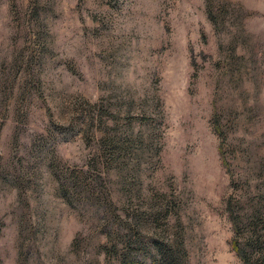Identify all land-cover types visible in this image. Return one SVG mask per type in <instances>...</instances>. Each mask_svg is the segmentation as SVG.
I'll list each match as a JSON object with an SVG mask.
<instances>
[{
  "label": "rangeland",
  "instance_id": "rangeland-1",
  "mask_svg": "<svg viewBox=\"0 0 264 264\" xmlns=\"http://www.w3.org/2000/svg\"><path fill=\"white\" fill-rule=\"evenodd\" d=\"M213 102L264 183V0H0V264H240ZM100 136L140 139L119 178Z\"/></svg>",
  "mask_w": 264,
  "mask_h": 264
},
{
  "label": "trees",
  "instance_id": "trees-1",
  "mask_svg": "<svg viewBox=\"0 0 264 264\" xmlns=\"http://www.w3.org/2000/svg\"><path fill=\"white\" fill-rule=\"evenodd\" d=\"M212 114V129L218 137H221L217 146L220 165L227 175L229 184L233 186V193L226 198L224 204L232 230L230 247L238 257L240 264H264V183L262 182L263 175L260 172L262 162L256 156V152H252V150L245 152L247 156H243V158H247L242 160L243 166L239 172H236V164H232L233 156H235L233 153L236 150L233 152L235 147L225 141L226 137L217 119L218 110L214 102ZM102 137L93 139L95 152L89 157L88 166L85 167L88 170L96 169L98 171L104 165H110L114 177L119 178L126 161H128L129 151L134 150L133 146L131 147L132 143H138L140 139ZM237 160L239 159L236 158ZM105 170L107 171V169ZM253 171L256 174H253ZM64 187H67V184L60 183L59 189ZM73 189L72 193L77 195L79 194L77 191L82 189V185ZM86 194L91 195L92 198L95 197V201L102 202L101 196H99L101 192L96 188L95 180L91 183V187L86 189ZM101 211L104 212V210ZM153 245L155 254L149 258L151 264H181L179 255L173 249L174 245L164 246L157 242H154ZM134 253L130 256L123 255L125 264H141V261L135 258L136 254Z\"/></svg>",
  "mask_w": 264,
  "mask_h": 264
}]
</instances>
